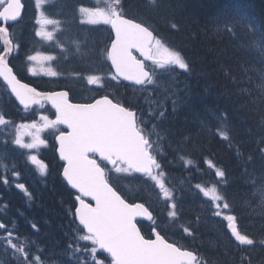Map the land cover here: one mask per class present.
<instances>
[{"label": "trees", "instance_id": "1", "mask_svg": "<svg viewBox=\"0 0 264 264\" xmlns=\"http://www.w3.org/2000/svg\"><path fill=\"white\" fill-rule=\"evenodd\" d=\"M137 1L143 6L144 0ZM160 4L163 11L145 21L184 59L172 67V77L179 76V81L160 82L158 92L169 102L162 101L155 108L157 125L172 156V170L184 178V186L194 187L182 194L176 211L169 208L158 213L160 231L196 249L210 264H264V200L254 192V182L264 176V0H160ZM138 10L132 7L134 14ZM237 10L240 18L248 15L258 26V34L239 27ZM25 32L18 29L17 39L22 40ZM24 48L18 55L21 58L16 57L21 71L28 51ZM86 50L94 47L85 49L84 45L81 52ZM92 63L64 60V73L73 78ZM38 85L43 89L57 86L45 81ZM11 102L0 83V118L6 105L12 109ZM9 114L14 124L22 118L17 108ZM5 123L0 119V153L15 144ZM217 124L227 126L226 136L216 131ZM34 152L17 153L0 169V231L13 246L0 242V261L97 264L102 260L111 264L68 214L73 196L61 182L60 169L56 164L53 169H38ZM181 154L188 155L190 164L182 162ZM205 154L214 160V168L222 169L208 168L201 160ZM120 186L131 199L148 200L143 181ZM131 192L140 199L130 196ZM245 235L248 241L242 242Z\"/></svg>", "mask_w": 264, "mask_h": 264}, {"label": "water", "instance_id": "2", "mask_svg": "<svg viewBox=\"0 0 264 264\" xmlns=\"http://www.w3.org/2000/svg\"><path fill=\"white\" fill-rule=\"evenodd\" d=\"M5 14L6 12L1 13L0 18ZM142 29L133 26L129 30L118 31V38L110 49L115 73L120 78L138 85L150 78V72L145 69L144 61L136 59L132 54V49H136L144 59L154 60L151 58L150 49L152 35L143 34ZM0 37L5 44H8L5 32L0 31ZM0 76L21 105L28 106L27 96L42 98L35 90L22 86L17 81L12 70L7 67L6 54L0 57ZM123 113V118L118 123V131L122 130L124 134L130 133L128 141L139 140V135L135 132L134 114L126 111ZM109 123L112 124L113 121ZM127 145L128 143L125 144ZM60 156L63 157L62 153ZM128 156L135 157L132 154ZM92 170L98 171V169ZM64 177L74 189L83 194V197H91L95 201L98 210L80 201V208L77 210L78 213H82L80 221L87 223L96 219L97 215L101 216L100 219L90 222L87 228L98 237L99 246L113 254L117 264H195L196 257L192 259L195 256L193 253L181 252L175 246L168 244L156 231L155 240H144L134 221L137 218L151 220L152 215L140 205L132 209L124 208L122 202L117 201L119 199L116 198L115 192L105 184L104 180H98L95 190L90 191L86 182L78 181L74 169H66ZM107 204H109L107 213H97ZM117 209H120L122 214H117L115 212Z\"/></svg>", "mask_w": 264, "mask_h": 264}, {"label": "flooded vegetation", "instance_id": "3", "mask_svg": "<svg viewBox=\"0 0 264 264\" xmlns=\"http://www.w3.org/2000/svg\"><path fill=\"white\" fill-rule=\"evenodd\" d=\"M24 3H25V9L27 11L26 21L28 20V25H30V23H32L34 19L32 14L35 8L34 10L29 8L28 0H24ZM75 8L64 6V5H60L56 8L55 18H57V20L59 21L66 23L67 25L66 27L67 32L61 31L60 35H62L63 33H65L66 35H69V31L71 28H73L74 24L81 23L83 26L87 28L90 27L91 29H93L90 33H99L105 36L107 39V44H108L110 40V35H111V30L109 26L110 8H105V7L94 8L92 6H87V7L84 6L82 7L81 11L79 9H76L77 10L76 11ZM104 29H107V30L104 31ZM39 48H40V52L39 54H37V56H38V62L40 64L41 69L38 68V70H36V69H32L30 66H27L30 64L28 61L35 60V57L31 55V51L28 54H26L24 57V61L28 59L26 63L27 76H30L34 79H40L42 77L43 64H44V61L46 59V54H47L45 44L40 43L39 47L38 46L35 47V50ZM68 48L72 50L70 46H68ZM24 51H25V48L23 46L22 51L18 52L15 57H17V55L23 53ZM60 52L69 54V51H67V48H63L62 43H60ZM105 59H106V49L100 54V61L102 60L104 61Z\"/></svg>", "mask_w": 264, "mask_h": 264}, {"label": "bare ground", "instance_id": "4", "mask_svg": "<svg viewBox=\"0 0 264 264\" xmlns=\"http://www.w3.org/2000/svg\"><path fill=\"white\" fill-rule=\"evenodd\" d=\"M198 1V0H197ZM199 3H201V2H199ZM185 15V14H184ZM188 20V19H187ZM208 20V19H207ZM195 21V20H194ZM77 29L78 30H80V31H78V36H79V38H76L75 37V34L77 33ZM18 30V29H17ZM17 30H14V31H12L11 32V34H10V36L8 37L9 39H11V40H15V41H19L18 39H17ZM167 31V30H166ZM206 31V30H205ZM31 34H30V33ZM142 33L143 34H150V33H153V34H155V35H157L158 37H160L161 39H162V47H161V49H164V50H171V48L169 47V46H167L166 44H165V41H166V38L164 37V35H161V33H159L156 29H155V27L154 26H152V25H150L149 23H147L144 27H143V29H142ZM170 34V33H169ZM96 35H97V37H96V40H97V42H98V45H97V48L99 49V56H98V60L96 59V58H94L95 56V51L94 50H89L88 52H87V50H86V52H84V55L82 56V58H81V60L82 61H84V63H87V62H93L92 64H95V65H101V61H100V54L106 49V46H107V39H106V37L105 36H103V35H101V34H99V33H96ZM82 36H84V34H83V31L81 30V28L80 27H78V26H75V27H73V28H71L70 29V31H69V44L72 42V41H79L81 44H82V49H83V47H84V45H83V43H82V41L81 40H84V38H82ZM176 37V36H175ZM230 40V39H229ZM21 42H22V44H23V46L24 47H28V51H27V53L26 54H28L31 50H32V48H33V43H34V41H33V36H32V30H26V32H25V35H24V38L22 39V40H20ZM184 41V40H183ZM171 42V41H170ZM174 42V41H173ZM201 44V43H200ZM186 45V44H185ZM87 49H89V48H87ZM253 51V50H252ZM76 52H73L72 50L69 52V54H68V56L64 59V60H67V61H71V60H74V59H77V55L75 54ZM20 55V54H19ZM17 58H19V56L17 55ZM21 58V57H20ZM19 58V59H20ZM88 68L89 67H86L85 69H84V71H83V73L84 72H86L87 70H88ZM39 73V72H38ZM71 76V75H70ZM70 76H68V75H65V73H64V75H63V77H62V79L61 80H65V81H68V80H72V81H69V82H67L66 83V85L65 86H61V87H64V88H66V89H69V90H71V91H76V90H78L79 89V91H80V88L81 87H83V85H84V82L80 79V76H81V74L80 73H78V75L77 76H75V77H73V78H71ZM180 80L181 78L178 76V78H177V76L176 75H174V77L173 78H171V77H166V78H164L163 79V83L164 84H171V82L174 80ZM76 81V82H75ZM170 87H171V85H170ZM169 86H168V89L170 88ZM50 89H52V88H50ZM158 87H156L155 89H154V92L156 93L157 91H158ZM46 90H49V89H46ZM264 90V89H263ZM81 92V91H80ZM219 95V94H218ZM252 95V94H251ZM163 97V96H162ZM169 99V98H168ZM224 99V98H223ZM167 101L168 100H166V102H165V104H167ZM169 102V101H168ZM238 108V107H237ZM225 110V109H224ZM242 111V110H241ZM239 114V113H238ZM244 115V114H243ZM17 116H19L18 114L15 116V117H17ZM231 120V119H230ZM234 122V121H233ZM242 124V123H241ZM250 126V125H249ZM241 127V126H240ZM255 128V127H254ZM158 133L163 137V134L158 130ZM163 142H164V137H163ZM251 150V149H250ZM144 184H146V186H144L145 187V191H147V183H145L144 182ZM152 189V188H151ZM127 193V192H126ZM128 194V193H127ZM146 195H148V193L146 192L145 193ZM146 195H144V197H146L149 201H151V198H149V197H147ZM130 196H132V197H136V198H139L140 196H138V195H136V194H133L132 192H131V195ZM140 199V198H139ZM259 224V223H258ZM256 227V226H255Z\"/></svg>", "mask_w": 264, "mask_h": 264}, {"label": "rangeland", "instance_id": "5", "mask_svg": "<svg viewBox=\"0 0 264 264\" xmlns=\"http://www.w3.org/2000/svg\"><path fill=\"white\" fill-rule=\"evenodd\" d=\"M78 31H80V30L77 29V33L75 34V37L76 38H79ZM83 34H84V40H81V41L85 45V49L86 48H89V47H94V51H95V55H94L95 57L94 58H96L98 60V56H99V53L100 52H99V49L97 48L98 42L96 40V37H97L96 33H84L83 32ZM177 35L180 36V34H178V32H177ZM162 50H164V49H162ZM76 55H77V60L79 59V61H80L81 58H82V56L84 55V52L83 51L82 52L80 51ZM165 56L167 57L168 54H166ZM155 69L160 70V71H163V72H166V70L168 69V67H165V66L159 64V65H157L155 67ZM164 96H167V95H164ZM162 101L164 103L166 102L165 97H161L160 93H157L156 96L151 100L154 109L157 108L158 103H162ZM207 111H208V113L211 114V111L209 109H207ZM22 128H23L22 126H19L17 129L18 130H22ZM146 192L148 193V195H146V196L149 197V198H151L152 201H154L155 200V194L153 193V190L151 189V187L148 184H147V191Z\"/></svg>", "mask_w": 264, "mask_h": 264}, {"label": "snow or ice", "instance_id": "6", "mask_svg": "<svg viewBox=\"0 0 264 264\" xmlns=\"http://www.w3.org/2000/svg\"><path fill=\"white\" fill-rule=\"evenodd\" d=\"M223 135H225L226 136V134H223ZM220 199H223L222 197H219ZM226 208L228 207V205H227V203H225V205H224ZM231 219L234 221V222H236V218L233 216V217H231ZM247 239V238H246ZM192 259L194 260L195 259V256H193L192 257Z\"/></svg>", "mask_w": 264, "mask_h": 264}]
</instances>
